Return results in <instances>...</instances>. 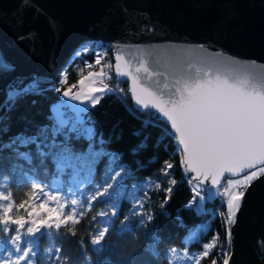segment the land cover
Returning a JSON list of instances; mask_svg holds the SVG:
<instances>
[{
	"label": "trees",
	"instance_id": "1",
	"mask_svg": "<svg viewBox=\"0 0 264 264\" xmlns=\"http://www.w3.org/2000/svg\"><path fill=\"white\" fill-rule=\"evenodd\" d=\"M85 46L91 51L69 61L79 47ZM79 47L58 71L55 87H39L35 92L22 94L0 112V195L8 196L13 216L19 217L25 209H18V205L26 202L27 208L37 191H51L58 178L65 181L71 165L66 168L62 164L59 171L64 175L59 176L57 165L60 166L62 155L74 159L75 168L84 156H97L91 166L92 181L97 184L105 179L106 172L122 171L118 165L124 166L128 174L122 171L118 178L120 183L115 190L120 193L118 204L115 206L110 199L100 197L92 202L90 210L76 218L78 223L68 222L59 227L50 239L52 247L60 249L57 253L60 259L56 261L54 258L45 261L42 253L46 243L44 237H40L33 264H168L163 251L184 246L183 237L190 219L196 217L194 209L186 207L196 195L182 175L185 170L181 152L174 136L166 135L162 122L145 126L153 119L152 113H136L131 109L127 85L115 84L109 47L98 43ZM95 52L103 57L100 65L94 63ZM86 64L92 66L85 67ZM105 64L110 67L104 71L112 77L105 81L110 87L117 85L120 94L103 96L83 115L84 125L90 127L91 135L86 137L67 128H57L50 107L59 99L61 91L77 85L82 76L99 71ZM61 74L62 81L59 80ZM32 81V77L15 80L8 90L26 87ZM141 144L145 146L139 148ZM137 148L139 151L134 154L132 150ZM41 152L45 155L41 156ZM113 154L119 157L118 165L111 164ZM165 162L172 164V168L167 169L168 177L163 174ZM173 178L175 185L171 184ZM157 184L159 189L155 187ZM33 185L37 187L34 189ZM208 204L215 215L199 242L214 238L216 242L199 264H211L212 259L220 264L221 253L227 248L228 208L222 201L218 205ZM114 209L116 215H113ZM101 212L112 215V219L100 243L93 245ZM3 237L0 229V252ZM199 242L192 246L201 249ZM253 246L260 264H264V219L256 229Z\"/></svg>",
	"mask_w": 264,
	"mask_h": 264
},
{
	"label": "water",
	"instance_id": "2",
	"mask_svg": "<svg viewBox=\"0 0 264 264\" xmlns=\"http://www.w3.org/2000/svg\"><path fill=\"white\" fill-rule=\"evenodd\" d=\"M93 43L111 50L113 75L127 83L132 108L160 115L156 109H143L132 97L130 76L150 90L164 83L155 73L151 78L136 73L140 61L149 71H179L191 65L186 74L205 68L221 79L264 74V0H0V110L15 80L32 77L40 88H52L76 48ZM117 55L122 57L121 72L130 76H117ZM161 122L174 136L170 122ZM184 170L204 188L219 186L210 178L201 184L203 177ZM263 219L260 177L248 188L237 223L229 227V264H260L253 242Z\"/></svg>",
	"mask_w": 264,
	"mask_h": 264
},
{
	"label": "snow or ice",
	"instance_id": "3",
	"mask_svg": "<svg viewBox=\"0 0 264 264\" xmlns=\"http://www.w3.org/2000/svg\"><path fill=\"white\" fill-rule=\"evenodd\" d=\"M23 39V37H21ZM87 51V49H85ZM79 55V53H77ZM101 54H97L94 60L96 65L101 64ZM117 63L115 72L117 76H130V73L121 72L119 61L121 56L115 57ZM206 65L208 61H202ZM159 64V62H157ZM92 65L86 64L85 67ZM110 65H102L97 72H89L87 76H82L78 81L81 92H78L74 99L89 100L92 106L99 103L101 96H96V93H105L112 91L106 79H112L104 71ZM191 65H188L182 70H169L167 68H154L149 71L145 67L143 60L136 67V73L143 72L146 77L151 78L154 73L157 76L163 77L164 83L162 87L150 90L148 87H142L141 81L136 77L130 78L133 80L131 88L132 97L135 103L143 109H156V113H152L153 119L148 123L161 122L162 118H166L171 124V129L174 130V138L178 141L177 149L182 147V161L188 172L196 173V177H203L201 184L210 178L212 185H220L224 188L223 196H227L228 213L225 219L227 225L234 226L237 223V212L242 208L243 198L246 195L248 188L252 183L260 177H264V74L254 75L247 74L243 79H221L218 75L210 74V71L205 68H197L196 74H186L189 72ZM100 78L103 87H96V79ZM86 81H90L91 85L87 92L84 93V85ZM146 83V81H145ZM72 87H76L73 85ZM39 90V81L33 80L29 85L22 88H13L7 96V103L14 104L15 100L22 94L35 92ZM71 88L63 92L64 96H69ZM83 93V95H82ZM139 112V109H134ZM166 135L173 136V132L167 131ZM145 145L141 144L139 148ZM139 148L133 149V153L139 151ZM41 156L45 153L41 152ZM119 157L113 154L111 164L118 165ZM166 168L163 174L168 177L170 174L167 169L172 168V164L165 162ZM121 170L127 173L124 166L118 165ZM122 171H108L104 179V184L96 188L95 194L88 197L86 201L79 202L81 209L80 215L84 214L85 210H90L93 206V201H98L100 197H104L105 193L109 196L113 195L116 188L119 187V179L122 176ZM229 174L224 177V181L219 179L224 174ZM109 179L113 183H108ZM226 181V187L224 182ZM90 183V181H89ZM191 183V180L189 181ZM171 184L175 185V179H171ZM37 186L33 185L35 189ZM157 189L160 185H155ZM111 190V191H110ZM171 191V189H166ZM43 191V190H41ZM197 195L202 202L205 197ZM54 198V197H53ZM0 199H8V196L0 195ZM76 199L71 200V205H77ZM18 209H25L28 216L39 215L41 212L47 214V219L40 221L33 220L31 223L35 227H29L27 233L34 234L40 231V228L45 224L51 227L48 222L55 219L57 221L56 228L59 229L62 210L66 205L59 204L57 208L47 207L46 203H39L36 207L28 211L26 202H22L17 206ZM186 207H192L189 203ZM12 210V204L3 206L4 225L18 224L23 228L25 221L23 219H9L8 213ZM76 209L68 208V212L63 214V223L67 224L72 221L73 224L79 221L75 219ZM103 215V214H101ZM113 215H116L115 209ZM149 219L151 217L149 216ZM20 228L14 231L19 232ZM3 232H8L9 228L4 227ZM107 231V226L103 231H98L92 239L93 245H98L101 238L104 237ZM231 229L226 230V240H231ZM12 242L16 245L15 251L19 253L16 264L25 260L31 254L35 257V252L30 248H20L21 237L15 235L11 237ZM213 239V244L215 243ZM211 244L204 245L203 256H208V249ZM57 253L60 252L56 248ZM175 252V250H172ZM49 257L52 253V248L48 249ZM225 257L228 253L224 254ZM57 259H60L57 256ZM195 259V258H193ZM28 264H33V260H28ZM187 264V262H186ZM199 264V261H196ZM211 264H217L215 259L211 260ZM223 264H229V259L225 258Z\"/></svg>",
	"mask_w": 264,
	"mask_h": 264
},
{
	"label": "rangeland",
	"instance_id": "4",
	"mask_svg": "<svg viewBox=\"0 0 264 264\" xmlns=\"http://www.w3.org/2000/svg\"><path fill=\"white\" fill-rule=\"evenodd\" d=\"M85 49H87V51H85ZM92 49L94 50L95 47ZM89 51H91V49L88 46L79 47L72 54L69 61H71L74 57L79 56L84 53H88ZM77 53H79V55H77ZM95 53L97 55L99 52H95ZM106 69L108 70L109 68H106ZM62 79H63V75L61 74L59 76V80L62 81ZM93 79H96L97 81L95 85L96 87L104 86V84L100 82V78L97 77ZM114 80L116 82L115 84L124 83L127 85V83L125 82H119L116 79ZM55 85L56 83L54 82L52 88L55 87ZM90 85H91L90 81L85 82L84 89H83L84 93L87 92V89ZM112 86L113 87L109 86L112 89V91L105 92V93H96L95 95L101 96V97L107 94H111L115 97L119 96L120 89L117 87V85H112ZM52 88H49V89H52ZM12 89L13 88H10L8 90V93ZM65 90L61 91L59 95V99L55 101L50 107V113H51V117L53 119L54 124L59 129L67 128L70 132H74L77 134L81 133L84 136L89 137L91 135V129L89 126L84 125L83 115L87 113L94 106L91 105V102L89 100L85 99L82 102L81 99L73 98L74 96H76L78 92H81V88L78 83L76 87H71V92L69 96L63 95V92ZM127 90H128V85H127ZM8 93H7V96H8ZM130 104H131V101H130ZM6 105H7V101L4 104V106L1 108L0 112L2 111V109L6 107ZM131 109L134 111L132 106H131ZM144 112H150V111H144ZM136 113H139V112H136ZM77 129H80L82 131L77 130ZM168 131H170L169 128H168ZM173 139L175 141V138ZM175 144H176V141H175ZM176 147H177V144H176ZM62 158L63 160H60L61 162L60 166L57 165L58 171L61 169L62 164L66 168H68V166L71 165L70 166L71 170L68 176L66 174L67 177L65 181L58 178L56 182L54 183L53 189L51 191H45V190L37 191L34 194V197L32 198L30 205L27 207V210L31 211L32 208L36 207L39 203H42V202L46 203L47 207H51V208H57L59 204L66 205L65 209L62 210L60 227L65 224L62 222L63 214H66L68 212V208L71 207V208L76 209V215H75V219H76L80 215V211H81V209L79 208V202L82 200L86 201L88 197L94 195L96 188L100 186L101 183L104 182V179L100 184L94 183L92 181L91 166L95 162V158H97V156H94V155L84 156L82 158L83 161L79 163L78 168H75L76 164H75L74 159H71L70 157H66V156L63 157V155H62ZM62 175H64V173L62 171H59V176H62ZM182 175L186 179V181L189 183V181L191 180V177L187 176L186 173H182ZM108 183H113V181L109 179ZM190 184L193 186L192 188L196 196L193 197L191 201H189V203L192 204V207H187V208H193L196 213V217L190 219V222H189L190 226L186 230V234L183 237L184 246L183 247L173 246L163 251L162 255L168 264H186V262L187 264H196L197 260L200 262V260L205 257L203 256L204 245L211 244L212 247L214 245L213 239L206 241V242H199V237L202 236L206 232L207 228L209 227L208 225L211 222V219L215 215V210H211V205H209L208 203L213 202L215 205H218L219 201H222L227 206L228 197L222 195L224 191L223 187H220V188H223V190L219 189L220 191H222V193H218L219 190L217 188L216 189L212 188L209 190L208 188H204L203 186H200L199 184H196L192 181ZM224 186L225 187L227 186L226 181L224 182ZM197 190H199L200 196L205 197V199L202 202L200 201L199 196L197 195ZM72 199H76L78 204L71 205ZM102 199H110L111 202H113V204L116 206L118 202L120 201V193L114 192V194L111 196L105 193V196L102 197ZM8 204H9V199H6V200L0 199V219H1L0 221H2L5 218L4 212H3V206H7ZM8 218L9 219H18V218L23 219L25 221V224L23 228H20V225L18 224H9L6 226L2 222H0L1 231L4 227L9 228L8 232L2 231L4 233V237L2 241L3 253L2 251L0 252V264H16L17 256L19 255V253L15 251L16 245L11 240V237L15 235H19L21 237L20 248L22 250L24 248H30L32 252H35V254L37 252L38 245H39L38 240L40 239V237L43 236L45 239L46 247L44 248L42 256L44 257L45 261L48 262L50 258H54L55 261L58 260L57 259L58 255H57V252L55 251L56 248L54 249L52 247V240H50L51 237L55 234V231L57 230L55 226L57 221L55 219L48 222L49 224H51V227H49L48 224H45L44 226L40 228L39 232H36L34 234H29L27 233V229L29 227H35V225H33L31 222L33 220L40 221L41 219H47L46 213L41 212L39 215H33L29 217L28 212L25 210L23 212V215L19 217H14L12 214V210H11V212L8 213ZM111 219H112V215L108 216L104 212H101L99 215V219H98L97 232L103 231L105 226H107V229H108V227L110 226ZM68 222H72V221H68ZM229 227L227 229H229ZM17 228H20L19 232L14 231ZM195 242L200 243L201 249H198L192 246ZM230 242L226 240L227 248L225 251L223 250V252L221 253L220 264H223V261L225 258L229 259L230 257ZM212 247L208 249V253L212 250ZM49 248H52V253L50 257L48 253ZM172 250H175V252H173ZM225 253H228L227 257H225L224 255ZM30 259L31 260L34 259V257L31 256V254L29 255V257L25 258V260L20 261L19 264H28V260Z\"/></svg>",
	"mask_w": 264,
	"mask_h": 264
},
{
	"label": "bare ground",
	"instance_id": "5",
	"mask_svg": "<svg viewBox=\"0 0 264 264\" xmlns=\"http://www.w3.org/2000/svg\"><path fill=\"white\" fill-rule=\"evenodd\" d=\"M112 70H113V69H112ZM114 75H115V74H114ZM115 77H116V76H115ZM55 78H56V77H55ZM55 78H54V82H55ZM220 187H221V186L219 185V186L216 187V188L219 190V189H221ZM216 188H215V189H216ZM218 193H222V191L219 190ZM259 224H260V223H259Z\"/></svg>",
	"mask_w": 264,
	"mask_h": 264
},
{
	"label": "built area",
	"instance_id": "6",
	"mask_svg": "<svg viewBox=\"0 0 264 264\" xmlns=\"http://www.w3.org/2000/svg\"><path fill=\"white\" fill-rule=\"evenodd\" d=\"M223 190V188H221Z\"/></svg>",
	"mask_w": 264,
	"mask_h": 264
}]
</instances>
